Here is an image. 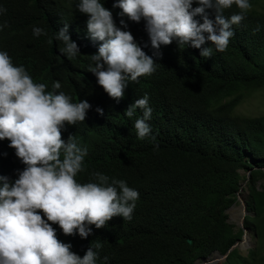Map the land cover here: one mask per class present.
<instances>
[{"label": "trees", "instance_id": "1", "mask_svg": "<svg viewBox=\"0 0 264 264\" xmlns=\"http://www.w3.org/2000/svg\"><path fill=\"white\" fill-rule=\"evenodd\" d=\"M114 2L103 0V6L117 26L125 20L156 65L151 75L129 82L118 102L88 71V55L100 41L88 36L87 14L75 9L76 0H0L6 9L0 23L8 25L0 31V49L24 65L34 81L50 87L57 80L74 101L90 104L85 121L66 124L61 131L62 139L73 135L88 149L77 178L87 180L90 172L100 171L124 179L139 192L131 220L114 216L105 226H90L86 238L65 235L53 224L57 238L71 243V251L80 256L92 241L100 242L97 264H103L104 256L106 264H197L216 250L225 254L246 229L254 240L247 252L236 246L214 264H264V114L235 115L246 93L264 88V1L251 0L245 18L232 25L227 48L218 52L213 47L207 58L200 56V49L179 47L176 41L161 45L160 55H153L144 21L118 16ZM206 11L214 19L212 10ZM236 11L233 6L224 15ZM65 23L80 52L72 59L48 39ZM33 25L43 27L47 36L33 37ZM145 93L152 109L147 121L151 131L138 140L133 121L142 111L129 118L124 110ZM8 144L0 140V175L14 180L24 165ZM245 179L249 213L239 226L228 221L226 210L237 201Z\"/></svg>", "mask_w": 264, "mask_h": 264}, {"label": "clouds", "instance_id": "2", "mask_svg": "<svg viewBox=\"0 0 264 264\" xmlns=\"http://www.w3.org/2000/svg\"><path fill=\"white\" fill-rule=\"evenodd\" d=\"M233 6L238 11L225 17L224 11ZM112 7L120 9V17L144 21L150 45L156 50L153 55H160L161 45L176 41L179 47L200 49V56L207 58L213 47L218 52L227 48L234 34L232 25L245 18L252 4L251 0H115ZM75 9L87 14V34L100 41L95 53L88 55V71L118 102L129 82L155 71V60L127 30L124 19L117 26L103 0H76ZM5 11L0 5V14ZM7 27L6 21L0 23V31ZM67 29L65 23L48 39L57 41L58 52L72 59L80 52ZM31 32L33 37L47 36L40 26L33 25ZM206 42L211 43L202 47ZM89 108L87 100L74 101L61 90L57 80L50 87L34 81L24 65L14 63L7 50L0 49V140L9 141L8 147L24 165L16 170L14 180L0 175V264H97L100 242L92 241L80 256L71 251V243L57 238L52 225H58L65 235L86 238L92 225L105 226L114 216L132 219L138 190L100 171L90 172L87 180L78 179L88 149L73 135L61 138L65 125L85 121ZM137 109L142 115L133 127L136 138L142 140L151 131L147 121L152 109L146 93L124 115L132 118ZM96 111L103 113L101 108ZM107 260L104 256L103 264Z\"/></svg>", "mask_w": 264, "mask_h": 264}, {"label": "rangeland", "instance_id": "3", "mask_svg": "<svg viewBox=\"0 0 264 264\" xmlns=\"http://www.w3.org/2000/svg\"><path fill=\"white\" fill-rule=\"evenodd\" d=\"M263 114H264V88L251 89L250 92L244 95V99L242 103H240V105L235 110V115L239 117H251L254 115H263ZM241 173L246 174L244 170H242ZM263 180H260V182H262ZM247 182L248 179H245L241 182L239 198H237V201L235 202L234 208H238V210L240 211L243 210V201H246L247 198V193H248ZM240 199H242L243 201H241ZM234 208H232L230 212L227 213L228 221L235 225H238L236 222L240 220L242 216V212L240 213L239 211L240 215L238 216L239 213L238 211L235 212ZM245 234H246L245 238H243V241L239 242L238 245L241 252L244 254L247 252V248H249L254 243V240L251 238V234L249 230H245Z\"/></svg>", "mask_w": 264, "mask_h": 264}, {"label": "water", "instance_id": "4", "mask_svg": "<svg viewBox=\"0 0 264 264\" xmlns=\"http://www.w3.org/2000/svg\"><path fill=\"white\" fill-rule=\"evenodd\" d=\"M240 189H241V187H240ZM239 191H240V190H239ZM238 198H239V192H238ZM240 200L243 201L242 199H240ZM234 207H235V203H233V204H232V205L226 210V212H227V213L230 212V210H231L232 208H234ZM248 213H249V212H248V210H247V203H246V201H243L242 216H241L240 220L236 222L239 226H243L244 218H245V216H246ZM229 214H230V213H229ZM244 230H246V229H244ZM245 235H246V234L244 233L242 239L240 240V242L243 241V238H245ZM188 241L190 242L191 239H188ZM238 244H239V241L236 242V243H234L232 246H230V247L228 248V250L226 251L225 254H222L220 251L216 250L211 256L204 258L202 261L197 262V264H214V263H221V261H223V260L227 257V255H228V254H229V253H230V252H231L236 246H238Z\"/></svg>", "mask_w": 264, "mask_h": 264}, {"label": "bare ground", "instance_id": "5", "mask_svg": "<svg viewBox=\"0 0 264 264\" xmlns=\"http://www.w3.org/2000/svg\"><path fill=\"white\" fill-rule=\"evenodd\" d=\"M234 211H235V212L238 211V213H239L240 210H238V208H234ZM241 212H242V210L240 211V213H241ZM238 213H237V214H238ZM240 213L238 214V216L240 215Z\"/></svg>", "mask_w": 264, "mask_h": 264}]
</instances>
